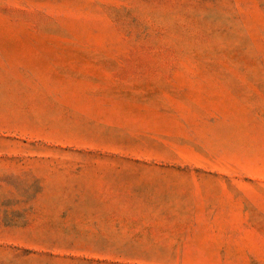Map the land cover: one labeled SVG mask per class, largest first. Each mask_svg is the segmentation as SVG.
I'll list each match as a JSON object with an SVG mask.
<instances>
[{
	"label": "rangeland",
	"instance_id": "374dc122",
	"mask_svg": "<svg viewBox=\"0 0 264 264\" xmlns=\"http://www.w3.org/2000/svg\"><path fill=\"white\" fill-rule=\"evenodd\" d=\"M0 264H264V0H0Z\"/></svg>",
	"mask_w": 264,
	"mask_h": 264
}]
</instances>
